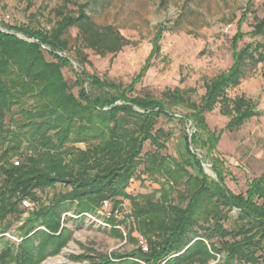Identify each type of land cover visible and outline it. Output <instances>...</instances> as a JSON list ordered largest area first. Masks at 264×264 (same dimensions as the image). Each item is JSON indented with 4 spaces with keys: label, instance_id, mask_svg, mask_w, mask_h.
<instances>
[{
    "label": "trees",
    "instance_id": "obj_1",
    "mask_svg": "<svg viewBox=\"0 0 264 264\" xmlns=\"http://www.w3.org/2000/svg\"><path fill=\"white\" fill-rule=\"evenodd\" d=\"M87 7L79 5L72 15L57 11L50 31L1 24L0 264H40L59 254L71 236L64 214L97 216L104 202L112 205L104 219L110 233L123 239L117 229L123 222L114 212L124 201L130 205L128 240L137 246L136 233L147 251L137 246L126 254L91 256L90 264H264V174L247 182L245 192L232 193L216 150L222 131L210 130L204 118L220 105L229 118L225 129L232 132L256 116L250 100H230L226 90L241 83L247 66L264 62V44L237 50L242 37L237 33L232 65L204 84L199 102L191 99L192 90L178 89L164 92L160 100L129 98L114 83L88 75L79 52L75 62L82 71L74 73L72 85L63 76L62 70L71 67L61 55L68 50L63 36L71 28L99 56L130 45L114 26L97 25ZM263 32L260 22L252 34ZM173 108L184 113L176 117ZM160 118L192 124L191 136L185 131L181 136L178 158L162 153L171 133L156 128ZM145 145L150 150L144 152ZM205 161L215 178L205 173ZM134 181L140 187L129 193ZM57 185L63 190L45 205L41 193ZM24 199L37 207L22 219Z\"/></svg>",
    "mask_w": 264,
    "mask_h": 264
},
{
    "label": "rangeland",
    "instance_id": "obj_2",
    "mask_svg": "<svg viewBox=\"0 0 264 264\" xmlns=\"http://www.w3.org/2000/svg\"><path fill=\"white\" fill-rule=\"evenodd\" d=\"M162 1L0 0V28L1 24L25 25L50 31L58 20L57 11L72 15L79 5H88L85 12L97 25L114 26L130 45L117 54L99 56L82 44L77 29H69L63 36L68 42V50L61 54L68 57L71 63V67L62 70L65 80L72 85L74 73L82 71L75 62L79 52L86 57L84 70L88 75L114 83L129 98L147 96L159 100L164 92L178 89L192 90L191 99L199 102L204 94V84L232 65L237 33H242L236 44L237 50L248 44H264V32L261 35L252 34L256 26L264 22V0H167L165 5ZM159 32H162L159 48L153 53V42ZM18 37L24 38L21 35ZM144 67L146 70L142 78L134 82ZM246 71V77L238 86L228 88L226 96L230 100L238 97L250 100L256 116L238 130L230 132L225 129L229 118L221 114L220 105L204 114L210 130L222 131L216 150L226 169L224 183L234 194L245 192L247 182L264 174V62L254 67L247 66ZM76 90L73 89L74 92ZM173 111L176 117L184 113L177 108ZM156 128L171 133L162 153L173 158H178L183 151V132L189 136L194 132L189 121L180 124L164 118L159 119ZM148 150L149 145H145L144 152ZM203 168L207 175L215 178L208 161L204 162ZM139 187V182L134 181L127 191L134 193ZM62 190L57 185L41 193L43 203L46 205L55 193ZM30 204L22 219L37 207V204ZM111 209L112 205L107 203L106 207L97 211V216L86 214L76 217L72 212L64 214L70 219L66 224L71 233L70 240L59 254L48 256L40 264H90L88 258L91 256L126 254L135 250L139 246V238L132 233L136 246L128 240L126 228L129 203L124 201L122 210L114 212L116 221L123 222L117 226L123 239L114 237L104 220L110 217ZM20 224V221L17 222L14 229ZM71 256H84L85 259L72 261Z\"/></svg>",
    "mask_w": 264,
    "mask_h": 264
},
{
    "label": "built area",
    "instance_id": "obj_3",
    "mask_svg": "<svg viewBox=\"0 0 264 264\" xmlns=\"http://www.w3.org/2000/svg\"><path fill=\"white\" fill-rule=\"evenodd\" d=\"M0 30H3V29L0 28ZM15 164H17V163H15ZM106 205H107V203L104 202L105 207H106ZM21 206L24 209H29L31 204L29 201L24 199L21 201ZM138 243H139V246L141 247L142 251L146 252L147 251V244H146L145 240L142 237H139Z\"/></svg>",
    "mask_w": 264,
    "mask_h": 264
},
{
    "label": "water",
    "instance_id": "obj_4",
    "mask_svg": "<svg viewBox=\"0 0 264 264\" xmlns=\"http://www.w3.org/2000/svg\"><path fill=\"white\" fill-rule=\"evenodd\" d=\"M4 31V30H3ZM198 157L200 158V156L198 155ZM213 176H215V174L213 173Z\"/></svg>",
    "mask_w": 264,
    "mask_h": 264
}]
</instances>
